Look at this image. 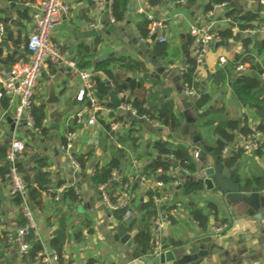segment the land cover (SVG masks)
I'll return each mask as SVG.
<instances>
[{
	"label": "crops",
	"instance_id": "0c3cea01",
	"mask_svg": "<svg viewBox=\"0 0 264 264\" xmlns=\"http://www.w3.org/2000/svg\"><path fill=\"white\" fill-rule=\"evenodd\" d=\"M65 1L70 6L69 13L61 16L51 34L53 44L65 57L76 60L81 70H88L93 76H98L101 81L107 82L110 90L113 89V84L106 73L102 70L94 72L99 64L108 62L112 70L121 69L119 63L115 61L121 56H131L143 62L145 70L141 73H131L128 80L133 77L147 80L146 84L152 87L153 92L160 94V101L173 100L182 126L178 131L171 133L159 123H150L144 119H142L144 122L134 123L136 118L132 114L130 115L129 112L124 114L120 108L115 110L110 100H101L104 110L97 115L95 123L89 125V113L86 112L81 118L76 117L77 113L84 109L76 101V92L81 84L79 77L65 64L51 63L42 72L36 89L35 107L39 109L40 114L44 115L42 125L45 131L34 135L23 124L19 127V131L21 139L26 142V147L29 145L33 150L28 155V160L34 162L38 158L46 157L47 170L53 181H63L62 186L65 189L73 187L80 198V201L73 202L63 197V191L60 199L56 200L50 192L43 191L40 203L35 205L34 217L38 236L46 247L51 246L50 240L55 238L61 230L64 233L61 264H92L94 262L128 264V257L132 250L120 238L113 235L118 225L127 219L120 213L121 211L117 212L106 206L101 186L97 187L92 181L95 169L107 165L112 159L113 152L106 140L105 124L111 125L115 146L125 148L127 154L120 161L117 178L104 188L114 193L124 185H128L125 192L132 198L134 210L130 217L132 225L135 223L134 220L139 218L141 202L147 199V192L154 188L155 180L150 178L148 182L139 180V187L135 191L132 189V183L158 156L153 153L151 146L148 148L158 140H170L174 144L190 147L196 162H198L195 156L196 149L212 148L215 155L223 158L222 162L225 166H227L225 158L236 157V164L230 167V177L234 172L240 180L239 184L245 189H264V158L259 153L247 156L235 153L225 156L223 150L220 155L214 150L218 137L215 133L217 122L231 120L238 121L239 125H242L246 116L249 125L264 124V115L242 107L230 86L232 76L239 73L236 70V61L240 55L248 56L252 63L264 66V33L257 31L246 33L244 32L246 29H241L239 23V29H235L234 24L237 22H232L225 17L229 8L228 3H225L227 6L223 9L218 8V5H221L218 4L212 10L204 11L203 6L210 0H197V4L192 8L174 6L175 0H128L125 19L115 22L110 20L108 14L98 9L95 0ZM39 2L40 0H0V17L3 18L2 26L4 27L2 39H6L12 49L7 53L3 47L4 57L10 54L17 56L25 54L19 60L26 59L27 36L33 26V13L38 9ZM132 2L134 8L130 10ZM232 2L237 8L257 13L262 24L254 22L255 25H264V10L257 9L259 4H264V0H232ZM210 12L214 15L210 16ZM148 14L159 21H164L168 26L167 29L158 30L157 33L158 37L161 35L168 37V41L163 43L164 55L154 53V42L161 43L158 38L151 41L150 35L147 39L141 37L138 25L143 17L147 18ZM193 25H213L217 33L205 60L197 67L196 77L200 85V93L207 92L212 98L209 105L216 103V106L207 117L197 121L196 130L191 129L190 132H186L183 102L193 99L183 92L186 86L182 79L186 68V58L188 56L195 58L197 41L189 33ZM219 28H229L233 31V35L223 39L218 35ZM90 29L97 30L98 35L86 39L77 37L78 33ZM148 42L149 45H147ZM103 54H107V58L97 62ZM221 57L226 60L223 64L219 63ZM153 60H156V66L153 65ZM244 64L247 67L244 73L258 78L264 88V75L260 76L257 71L252 70L251 63ZM8 69H1L0 73ZM220 72H224L225 76L219 80ZM146 73L148 76H144ZM209 75H211L210 79ZM52 79L55 82L58 98L56 103L49 102V83ZM95 89L97 91V88ZM121 94L122 92L117 94L120 99ZM8 105L9 107L5 109L0 104V110L12 117L14 107L10 103ZM131 127L137 129L135 147H132L129 142L119 141L116 136H125ZM239 132H241L239 129L234 131L235 141L227 146L239 141ZM69 133L72 134L70 153L76 157L86 155L87 160L83 170L81 168L76 170L73 167L69 153L63 149V146L68 143ZM11 136L10 125L5 118L0 117V144ZM133 159L137 161L136 165L132 164ZM172 170L170 175L175 172L174 168ZM125 179L128 181L124 182ZM247 181L250 183L249 187L246 185ZM163 193L169 201L176 202L175 210L170 211L174 220L162 213L159 217L163 227L158 232L155 231L152 221L154 229L152 240L157 241L156 249H159L163 241L177 249L183 264H239L236 256L227 253L249 245L248 238L256 235L264 226V216L257 219L254 215L229 204L219 194L203 192V187L192 195L185 196L181 189H178V185L169 183L163 188ZM190 200L208 214L209 221L205 227H202L192 216L186 205ZM208 203L217 205L216 216L220 221L226 220L225 223L228 224L222 234H215L212 231V224L222 223L215 222V213L208 208ZM19 215L20 210L9 195V187L0 184V264H43L37 259L31 261L19 254L17 239L14 237V233L20 228ZM131 224L127 226V230L129 234H134L136 242L137 228ZM7 235L11 238L5 242ZM210 238L218 246H222L224 251L220 254L218 250H214L213 254L201 258L202 240H210ZM52 250V253L57 255L53 248ZM58 264H60L59 257ZM248 264H264V260L259 259L257 263L251 261Z\"/></svg>",
	"mask_w": 264,
	"mask_h": 264
},
{
	"label": "trees",
	"instance_id": "16d2710c",
	"mask_svg": "<svg viewBox=\"0 0 264 264\" xmlns=\"http://www.w3.org/2000/svg\"><path fill=\"white\" fill-rule=\"evenodd\" d=\"M232 0H210L203 6V10L208 12L212 10L215 5L228 3ZM128 0H114L113 2V16L116 21H123L126 17V12L128 10ZM197 4V0H189L186 8H192ZM225 17L231 20L232 22L239 23L241 29L247 28H256L254 22L262 24L261 19H259L258 14L254 11H244L242 8H237L236 6H230L225 14ZM3 24V18L0 17V26ZM141 37L147 39L149 36V20L146 17H143L141 22L138 25ZM218 35L223 39H228L233 35L231 29H217ZM154 53L156 55L165 54V46L163 43L154 42ZM25 54L16 55L10 54L7 57H4L3 47H0V70L9 68L16 61L24 57ZM115 61L119 63L121 69L112 70L109 68L108 62H103L99 64L94 71L95 73L102 70L106 73L108 78L113 84V92L119 94L124 90L130 92L132 99V105L137 110V113L140 117H146L150 123H159L163 125L171 133L178 131L182 126L181 118L179 117L176 111V105L173 100H164L160 101V94L153 92L152 87L146 84L147 80L130 78L131 73H141L145 70V65L143 62L133 59L131 56H121ZM186 68L183 73V82L185 83L186 88H194L196 91H199L200 85L197 81V67L198 63L196 58L188 56L185 60ZM240 63H251V68L254 71H257L260 76L264 75V66H259L252 63V60L248 56L240 55L236 61V65ZM94 73V74H95ZM224 72H220L218 79L224 78ZM93 81L95 88H97L98 93L106 96L110 93L107 82L101 81L100 77L93 76ZM231 89L234 95L239 100L242 107L247 108L249 111H254L259 115H264V88L261 84V81L247 73H236L232 76L230 82ZM211 96L207 92H201L200 97L194 101V108L196 111L206 109L211 103ZM8 98L3 94L0 97V104L3 108L7 109L9 107ZM111 105V103H107ZM220 109V107H219ZM33 114L38 125L42 127V133L45 129L42 125L44 115L39 112V109L34 106ZM210 121V120H209ZM138 121L134 120V123ZM213 122V121H212ZM106 127V140L109 142L108 145L112 149V159L111 161L101 167L95 169L92 174V181L97 186H105L112 182V172L120 167V161L125 158L127 151L125 148H117L113 142L114 132L111 130L110 124H105ZM258 128L264 130V124L260 123ZM240 130L245 134H248L252 131L251 125H249L248 118L245 116L242 125H239L238 121H219L216 124L215 133L218 135L215 141V152L220 155L225 146L235 141V130ZM137 129L131 127L128 133L125 136H117L119 141L129 142L132 147H135L137 136L135 134ZM11 137L8 138L3 144H0V184L4 186H10V177L8 176L10 170V162L7 160V151L10 145ZM151 146V150L156 155H160L163 158H172V162L163 160L159 163L153 164L149 167L143 174L152 180H162L166 184L172 182L175 179H179L183 182L181 192L185 196H190L193 193L201 190V186L195 182L184 181L182 177L178 174L180 171H184L188 174H193L197 171V162L194 158V155L191 151V148L183 144H174L170 140H158L155 141ZM32 148L27 145L25 152L21 153L18 158L17 166L19 172L22 176L23 182L26 184L27 195L35 205L40 203V199L43 191H48L49 189H57L61 187L64 183L63 181L54 182L50 172L47 170L48 160L46 157H41L30 162L28 160V155L32 152ZM152 153V154H153ZM264 158V144L261 146V149L257 152ZM86 156V155H85ZM78 156L77 159L80 162L81 169L85 168L86 157ZM237 162V158H225L226 165L230 168L233 167ZM161 168L163 172L157 174V170ZM175 172L173 175H170V170L173 169ZM231 179L239 183V178L233 172ZM140 177L134 179L132 183V189L135 191L139 187ZM258 181L257 178H255ZM128 181L127 179L124 182ZM247 187L250 186L249 181L246 182ZM248 189V188H247ZM163 193V188L161 189H150L147 192V199L143 200L140 205L139 218L135 219V223L131 226L137 228V233L135 236L136 243L141 247L147 249L149 248L152 238H153V218L161 216L162 213L168 215L172 220L173 217L170 214L176 207V202L169 201L158 205L153 200V194ZM52 197L55 198V193H51ZM69 198L73 202L80 201L79 196L76 194L73 187L66 188L63 193V197ZM13 203L19 208L20 215L18 217L19 227H24L27 225V219L23 213V197L20 194L12 197ZM192 214V216L199 222L202 227H205L209 221V216L204 212L202 207L194 203L193 201H188L186 204ZM208 208L213 210L215 213V222L216 223H225L226 220H219L217 215L218 207L214 203H208ZM118 212V211H117ZM122 215L123 211L120 212ZM137 223V224H136ZM11 236L7 235L5 242L8 241V238ZM28 241L31 243L32 248L26 258H29L31 261L37 259V254L42 250L43 246L39 240H36L33 236L28 238ZM52 248L55 250L59 257L60 264L62 262L63 255V244H64V233L62 230L58 235L50 240Z\"/></svg>",
	"mask_w": 264,
	"mask_h": 264
},
{
	"label": "built area",
	"instance_id": "2783aa9c",
	"mask_svg": "<svg viewBox=\"0 0 264 264\" xmlns=\"http://www.w3.org/2000/svg\"><path fill=\"white\" fill-rule=\"evenodd\" d=\"M113 2L114 0H95L98 9L109 15L110 20L115 22L113 16ZM189 0H175L174 6L185 7ZM227 4L218 5V8H225ZM70 10L69 4L65 0H40L38 9L33 13V26L28 32L26 42V59L16 61L8 70H3L0 73V97L3 94L8 98L11 106L14 107V113L12 115L13 120L16 123V127L11 136L10 145L7 151V160L10 162V170L8 176L10 177L9 195L11 197L20 194L23 197V213L27 219V225L18 229L17 244L20 256H27L32 248L31 243L28 241L30 236H33L36 240L42 243V250L37 254V260L43 264H58V256L49 253L44 242L39 239L37 232V225L34 217V212L31 210L30 204L27 200V188L26 184L22 180V176L19 172L17 162L19 155L25 152L26 142L21 139V132L19 127L22 122L34 135H39L42 132V127L37 124L33 108L35 106L36 89L39 85L42 72L46 70L51 63L65 64L69 66L74 74L80 79V86L76 92V101L81 104L84 109L79 111L76 117H84L85 113H89V125H93L96 121L97 115L104 110V106L101 103L95 89L93 81V74L88 70H81L78 66V62L74 59H69L61 52V50L53 44L51 40V34L57 22L62 15L68 14ZM210 16L214 13L210 12ZM149 20V35L152 36L158 33V30L167 29V24L164 21H159L154 18L153 15L148 14ZM235 29H239L238 23L234 24ZM262 32L264 33V25H259L256 28L246 29L244 32ZM190 35L197 41V48L195 49L194 56L200 65L210 50V46L217 37V33L213 25H193L189 29ZM4 34V27L0 26V41ZM159 42L165 43L168 41L166 35L157 37ZM225 58L221 57L219 63H225ZM236 70L239 73L247 71L245 64L240 63L237 65ZM264 80V76H263ZM186 95L192 97L195 101L200 97L201 93H198L194 88H186ZM122 111L131 112L132 116L137 119H144L149 121L146 117H140L137 110L132 105L130 92L124 90L121 94V106ZM157 123V122H155ZM257 124H252V131L248 134L239 132V141L231 146H225L223 153L225 156L233 155L235 153L247 156L252 153H257L261 146L264 144V130L258 128ZM72 134H68V143L63 146L69 153V158L73 167L76 170L81 168L80 162L74 154H71L72 149L71 142ZM198 158V152L195 153ZM132 164L136 165L137 161L132 160ZM172 170V169H171ZM173 171V170H172ZM163 170L159 168L157 174H161ZM174 172H172L173 175ZM188 174V173H187ZM118 170L112 172V181L117 178ZM190 175V174H188ZM141 182H148V178L145 174H140ZM174 185H179L182 182L179 179H175L170 182ZM153 189L164 188L167 184L162 180L154 181ZM169 184V183H168ZM128 185H124L122 188L116 190L114 193L108 192L104 186H101V192L103 200L108 208L123 211L125 218L128 219L133 215V203L129 193L125 192ZM65 187L61 186L57 189H49L48 191L55 193V199L59 200L61 193ZM153 200L156 204L161 205L169 201L166 194H153ZM175 210V208L173 209ZM155 225V231H161L163 222L160 217L153 218ZM228 224L222 223L220 225L212 224V231L215 234H222L227 229ZM10 236V235H9ZM11 238V237H10ZM92 264H102L94 262ZM118 264V263H113Z\"/></svg>",
	"mask_w": 264,
	"mask_h": 264
},
{
	"label": "water",
	"instance_id": "95a60500",
	"mask_svg": "<svg viewBox=\"0 0 264 264\" xmlns=\"http://www.w3.org/2000/svg\"><path fill=\"white\" fill-rule=\"evenodd\" d=\"M235 6L234 2H231L228 7ZM133 2L131 3L130 10H133ZM257 9L264 10V4H259ZM98 35L97 30L90 29L78 33L77 37L80 39H86L95 37ZM157 33L151 36V41L157 39ZM149 45V42L147 43ZM0 47H4L7 53L11 52L12 49L9 46V43L6 39L0 41ZM107 58V54H103L99 57V61ZM153 65L156 66V60L152 61ZM148 76V74H144ZM211 78V75L208 76ZM183 82V79H182ZM50 85V103L58 102L55 90V82L52 79ZM185 92V89L183 91ZM200 93V91H198ZM100 100H110L113 103L114 109H119L121 106V99L113 92L110 91L108 96H103L102 94H97ZM184 110L183 115L185 118L184 130L190 132L191 129L196 130V123L199 119L207 117L212 111L216 103H212L208 108L202 112H196L194 108V101L187 100L183 102ZM124 114H127V111H123ZM131 115V112H129ZM0 117L5 118V120L10 125V134L14 132L16 123L13 118L4 114L0 110ZM139 122H144L142 119H135ZM22 124H24L22 122ZM198 152V162H197V171L193 174L188 175L184 171L178 172L184 181H191L199 184L203 187V192L205 193H217L223 199L227 200L229 204L240 208L245 213H250L254 215L255 218L261 219L264 216V189L259 190L258 188L245 189L241 184L234 182L231 177V168L225 166L222 162L223 158L214 154L212 148H206V150L196 149ZM163 160L172 162L171 158H163L162 156H156L148 167H151L155 163H159ZM183 182L178 185V189H181ZM27 200L30 204L31 210L36 211L35 203L27 197ZM132 223V219L129 218L125 222L120 223L118 227L114 230L113 235L116 238H120L122 242L126 244L128 248L132 251L128 257V264H183L180 254L177 249L173 248L166 241L161 243L159 249H156L157 241L153 239L149 248L145 249L141 247L134 241V234H129L127 226ZM14 237L17 239L18 232L14 233ZM250 241L249 245L242 246L240 249H234L229 251L227 254L232 253V255L238 258L237 263L239 264H248L252 262H258L259 259L264 260V226L259 229V232L248 238ZM203 244L201 246L200 257L208 256L213 254L214 250H218L220 254L224 251L222 246H218L213 240H202ZM48 252L52 253V247L48 245Z\"/></svg>",
	"mask_w": 264,
	"mask_h": 264
}]
</instances>
